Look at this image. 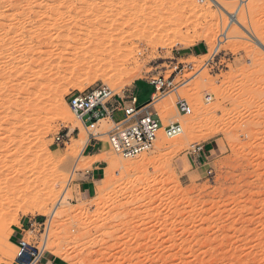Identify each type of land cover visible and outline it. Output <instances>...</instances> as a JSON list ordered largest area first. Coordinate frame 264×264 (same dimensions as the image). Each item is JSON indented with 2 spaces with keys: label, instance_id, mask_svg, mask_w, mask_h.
<instances>
[{
  "label": "rangeland",
  "instance_id": "1",
  "mask_svg": "<svg viewBox=\"0 0 264 264\" xmlns=\"http://www.w3.org/2000/svg\"><path fill=\"white\" fill-rule=\"evenodd\" d=\"M216 1L0 0V264L16 261L11 234L30 220L27 241L45 233L66 264H264V0ZM159 77L177 89L158 94ZM103 84L154 96L183 134L161 131L135 159L106 136L73 151L89 136L68 97Z\"/></svg>",
  "mask_w": 264,
  "mask_h": 264
},
{
  "label": "built area",
  "instance_id": "2",
  "mask_svg": "<svg viewBox=\"0 0 264 264\" xmlns=\"http://www.w3.org/2000/svg\"><path fill=\"white\" fill-rule=\"evenodd\" d=\"M150 85L158 94L171 93L177 89L175 79L166 80L159 77L152 79ZM151 101H154V96ZM68 105L73 115L88 132L87 148L95 149L103 142L102 137L106 136L107 144L112 152L124 159H135L151 152L161 131H164L169 139L177 138L184 132L182 125L178 122L165 127L160 117L148 106H140L138 97L134 93L122 96L104 84L85 91L73 92L68 97ZM177 109L184 116L192 113L191 107L185 100L178 101ZM104 121L110 122L112 127L108 132L101 133L99 131ZM56 142L62 143V138L58 137ZM204 149V146L195 145L192 153L200 156ZM34 226L31 225L32 233L35 232ZM43 226L46 224H41V227ZM44 234L40 231L38 237L32 242L27 239L20 240L15 261L17 264H41L48 253V235L44 238Z\"/></svg>",
  "mask_w": 264,
  "mask_h": 264
},
{
  "label": "crops",
  "instance_id": "3",
  "mask_svg": "<svg viewBox=\"0 0 264 264\" xmlns=\"http://www.w3.org/2000/svg\"><path fill=\"white\" fill-rule=\"evenodd\" d=\"M153 105H154V102H151V101L149 103L140 104V106H148L151 111L152 110L154 111ZM95 158H98V157L95 156ZM99 162H102V161L94 162L97 164H95L92 171H89L86 173L88 182L84 184H87L86 192L88 193H91L92 188H94L93 184L97 182L99 179H102L101 176H98V175H101L102 174L101 172L103 171V168H101L102 163H99ZM31 225H34L32 220L22 221L19 226H16L13 229L11 238H12V243L14 244L15 247H18V243L20 242V240L27 239L28 232L30 231L29 229ZM13 264H17V263L14 262ZM41 264H66V263L60 259H57L56 257H54L52 253L49 252L46 254Z\"/></svg>",
  "mask_w": 264,
  "mask_h": 264
},
{
  "label": "bare ground",
  "instance_id": "4",
  "mask_svg": "<svg viewBox=\"0 0 264 264\" xmlns=\"http://www.w3.org/2000/svg\"><path fill=\"white\" fill-rule=\"evenodd\" d=\"M213 3H215V4H217V5H219L218 3H217V1L216 0H211ZM119 4V3H118ZM220 6V5H219ZM132 7V6H131ZM100 8V7H99ZM222 8V7H221ZM103 9V8H102ZM113 9V8H112ZM127 9V8H126ZM224 9V8H223ZM97 10V9H96ZM104 10V9H103ZM225 10V9H224ZM226 11V10H225ZM97 13H99V11H97ZM128 13V12H127ZM95 14V13H94ZM93 14V15H94ZM96 15V14H95ZM227 15L229 16V19H230V22L232 23V24H235V25H237L238 27H240L241 29H245L241 24H240V22L236 19V17H235V15L234 14H231V13H229V12H227ZM119 16V15H118ZM163 26V25H162ZM175 27V26H174ZM109 28V27H108ZM111 28V27H110ZM105 30V29H104ZM102 31V30H101ZM100 33V32H99ZM101 34H103V32L101 33ZM106 34V33H105ZM117 34V33H116ZM99 35V34H98ZM133 35V34H132ZM105 36V35H104ZM134 36V35H133ZM136 36V35H135ZM99 37H102V36H99ZM99 37L97 38V39H99ZM106 37V36H105ZM132 37V36H131ZM103 38V37H102ZM97 39H95V40H97ZM110 39V38H109ZM108 39V40H109ZM104 40H105V38H104ZM257 40V39H256ZM260 40V39H259ZM259 40H257V42H256V44L258 45V47H261V48H263L264 49V45L259 41ZM99 41V40H98ZM101 41H103V40H101ZM81 42V41H80ZM106 42V41H105ZM114 42V41H113ZM96 43V42H95ZM99 43H100V41H99ZM99 46V45H98ZM101 46V45H100ZM106 46V45H105ZM117 46V45H116ZM109 47V46H108ZM114 48V47H113ZM109 50V49H108ZM69 112H68V110H66V114H68ZM70 114V113H69ZM85 138V137H84ZM83 139V138H82ZM81 139V141L80 142H77L78 144H77V146H73V148H72V150L73 151H75V152H78V150L80 149L82 152H84V150H85V148H86V145H87V141H83ZM185 141V140H184ZM166 147H167V143L166 142H164V140H162V143H160V146H159V149L160 150H163V149H166ZM79 150V151H80ZM75 152H73L74 154H75ZM69 153V152H68ZM72 153V152H71ZM70 153V154H71ZM104 159L103 158H100V157H98V158H94V162H97V161H103ZM93 162V163H94ZM145 164H146V162H144ZM143 163V164H144ZM90 166V165H89ZM119 165H117L116 167H118ZM125 166V165H124ZM121 166H119V168H120ZM128 167V166H127ZM112 168V167H111ZM125 168V167H124ZM124 168H122L123 170H124ZM110 169V168H109ZM127 169V168H126ZM109 171V170H108ZM112 173V172H111ZM108 174V173H107ZM110 174V173H109ZM111 175V174H110ZM109 175H107L106 176V179H103V180H100V182L102 183V185H103V187L101 186V187H99V190H100V192H103V190H104V186L105 187H107L106 186V184H108L109 185V182H111V179L108 177ZM112 177V176H111ZM99 192V191H98ZM102 194V193H101ZM62 201H63V198L56 204V206H55V208L53 209V211L51 212V218H54L55 216H56V214H57V211H58V209H59V206L62 204ZM18 248V247H17ZM59 248V247H58ZM61 249V248H60ZM61 252V251H60ZM58 253V252H57ZM56 255V254H55Z\"/></svg>",
  "mask_w": 264,
  "mask_h": 264
}]
</instances>
